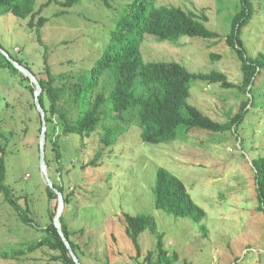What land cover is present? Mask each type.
<instances>
[{"label": "rangeland", "instance_id": "obj_1", "mask_svg": "<svg viewBox=\"0 0 264 264\" xmlns=\"http://www.w3.org/2000/svg\"><path fill=\"white\" fill-rule=\"evenodd\" d=\"M45 1L36 0V8ZM130 2L109 0L107 8L101 0H79L69 8L59 3L44 8L42 15L47 20L42 42L52 71L64 74L89 68L106 47L115 19ZM148 4L173 5L197 17L204 13L208 18L205 26L220 38L180 35L174 40H160L144 33L139 42L144 61L178 62L192 72L220 70L236 86L224 88L219 83L195 79L188 103L218 122L237 113L244 101L248 102V110L234 129L213 132L191 126L181 129L172 141L146 143L141 140L131 111L115 119L106 109L109 103H105L101 125L94 134L83 141L75 133L62 138L61 161L55 160L48 145L47 173L52 181L59 182L56 168L60 166L64 189L70 196L63 212L70 238L79 247V262L148 264V252L155 251L153 259L156 254L155 236L148 230L141 232L140 248L135 249L125 235L123 215L150 213L163 234L164 247L178 255L174 264H264V211L259 208L252 165L253 159L264 158V67L247 91L240 89V60L225 41L240 0H152ZM251 6V18L240 37L247 56L254 57L259 52L264 54V0H251ZM26 22L10 12L0 13V48L17 54L40 76L43 47ZM24 77L20 71L14 74L0 66L4 183L19 196L22 207L27 201L28 214L43 227L48 222V207L57 200L48 201L46 196L39 167L40 113L28 89L32 83ZM103 126L123 130L111 146L102 150L96 166L87 165L100 150ZM159 166L183 181L191 199L205 211L201 222L154 208L152 186ZM43 235L38 227L21 222L0 192V249L18 248ZM52 254L49 248L40 247L18 257H0V264H61L51 259Z\"/></svg>", "mask_w": 264, "mask_h": 264}, {"label": "trees", "instance_id": "obj_2", "mask_svg": "<svg viewBox=\"0 0 264 264\" xmlns=\"http://www.w3.org/2000/svg\"><path fill=\"white\" fill-rule=\"evenodd\" d=\"M79 0H46L36 8V0H0V13L10 12L22 19H27L26 27L34 32L36 41L43 47V70L39 76L29 64L14 52L10 57L29 69L37 79L41 91L38 102L44 110L46 122L44 157L47 168L50 158L47 147L50 145L57 162L61 161V140L69 134H78L83 141L94 134L101 125L102 107L113 113L115 119H122L131 111L137 120L140 137L146 143H164L176 139L181 129L197 126L209 131L218 132L235 128L248 110V102L240 104L239 111L225 122H218L205 115L194 105L188 103L191 82L195 79L219 83L224 88L235 87L236 84L227 80V75L220 70L210 72H192L178 62L144 61L140 52L139 42L144 33L151 34L160 40H174L180 35L219 39L220 35L209 30L204 22L206 14L197 17L173 5L149 6L152 0H131L124 12L114 21L109 41L100 56L83 72L55 74L46 56V46L42 42V28L47 20L42 15L44 8L51 3H59L69 8ZM105 7L110 8L109 0H101ZM61 11L59 14H62ZM252 14L251 0H240V9L231 20V27L225 36L226 44L233 48L240 60L242 83L239 88L248 90L254 77L264 67V54L247 56L242 39V28L249 22ZM217 58V55H211ZM0 66L7 67L14 74L19 71L1 53ZM105 76L107 80H105ZM24 79L27 80L26 77ZM103 79V80H102ZM249 87V88H248ZM248 88V89H247ZM33 93V84L28 85ZM250 102V101H249ZM100 136L101 147L87 165L96 166L102 150L111 146L122 132L119 126H103ZM41 131V120L39 121ZM255 169V188L259 208L264 211V158L252 160ZM83 165L82 167H85ZM59 182L51 181L63 196L64 207L69 204L70 196L63 185V171L57 168ZM6 176L5 149L0 145V192L5 201L16 211L18 219L30 226L38 227L44 235L41 239L27 243L11 250L0 249V257L8 259L47 247L54 251L50 257L61 264H76L58 230L53 224L56 204L48 207V222L43 227L28 214L30 208L25 201L24 207L19 203L10 186L4 183ZM48 201L57 200L54 191L45 183ZM153 206L176 217H188L194 222H201L205 211L190 197L183 181L167 168L159 166L155 171ZM63 235L68 239L78 259V245L70 238V230L64 212L60 216ZM125 235L131 240L135 249L139 250L138 235L148 230L156 239L155 251H149L148 264H174L178 260L177 253L170 254L164 247L163 234L158 231L157 223L150 213L131 215L124 213ZM79 251V250H78ZM81 254L82 252L79 251Z\"/></svg>", "mask_w": 264, "mask_h": 264}, {"label": "water", "instance_id": "obj_3", "mask_svg": "<svg viewBox=\"0 0 264 264\" xmlns=\"http://www.w3.org/2000/svg\"><path fill=\"white\" fill-rule=\"evenodd\" d=\"M0 53H2L9 62H11V64L21 73H23L26 77H28V79L30 80V82L33 84L34 86V90H33V97H34V104L37 108V110L40 113V119H41V131H40V135H39V141H38V149H39V167H40V171L44 177V181L45 183L54 191V193L57 196V204H56V213L53 217V224L56 227V229L58 230L59 235L61 236L63 243L65 244L66 248L68 249V252L70 254V256L72 257L73 261L76 264H80V262L78 261V259L76 258L72 247L68 241V239L63 235V232L61 231V225H60V216L63 212V207H64V201H63V196L62 194L59 192V190L54 187L48 173H47V165L45 162V157H44V144H45V129H46V122H45V117H44V110L42 108V106L39 104L38 102V95L41 91L40 85L37 81V79L35 78V76L33 75V73L25 68L24 66L18 64L16 61H14L10 55L5 51L2 50L0 48Z\"/></svg>", "mask_w": 264, "mask_h": 264}]
</instances>
